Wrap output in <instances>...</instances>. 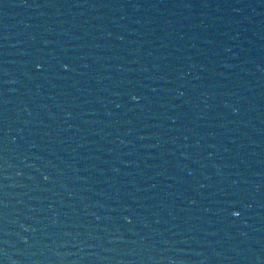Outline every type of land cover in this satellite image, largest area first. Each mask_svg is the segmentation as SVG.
<instances>
[{"label": "water", "instance_id": "95a60500", "mask_svg": "<svg viewBox=\"0 0 264 264\" xmlns=\"http://www.w3.org/2000/svg\"><path fill=\"white\" fill-rule=\"evenodd\" d=\"M0 264H264V0H0Z\"/></svg>", "mask_w": 264, "mask_h": 264}]
</instances>
